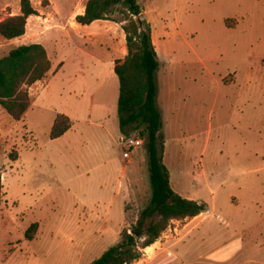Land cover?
I'll use <instances>...</instances> for the list:
<instances>
[{
	"label": "rangeland",
	"instance_id": "1",
	"mask_svg": "<svg viewBox=\"0 0 264 264\" xmlns=\"http://www.w3.org/2000/svg\"><path fill=\"white\" fill-rule=\"evenodd\" d=\"M31 1L38 15L20 40L0 36V59L45 43L68 64L29 89L21 121L0 107V264H91L153 193L145 141L129 149L140 135L119 124L123 24L78 26L88 0ZM139 3L160 63L163 163L175 192L208 211L172 222L133 264H264V0ZM18 14L20 0H0V22ZM59 116L72 127L54 140Z\"/></svg>",
	"mask_w": 264,
	"mask_h": 264
},
{
	"label": "trees",
	"instance_id": "2",
	"mask_svg": "<svg viewBox=\"0 0 264 264\" xmlns=\"http://www.w3.org/2000/svg\"><path fill=\"white\" fill-rule=\"evenodd\" d=\"M120 14L122 21L114 16ZM31 0H20V14L0 22V36L7 41L24 37L28 20L37 16ZM75 21L91 26L99 21L122 23L127 56L115 62L119 80L118 118L124 138L138 132L146 144L152 182V198L120 242L91 264H133L144 251L156 244L174 221L196 218L208 211L205 202L189 200L172 188L170 173L163 163L165 138L162 114L157 106V72L160 67L150 24L143 18L139 0H88L84 13ZM52 68L42 44L21 45L0 59V107L14 120L21 121L31 105L29 89L43 81ZM71 121L59 116L51 138L59 139L71 129ZM17 161L19 156L10 157ZM3 181L0 174V204Z\"/></svg>",
	"mask_w": 264,
	"mask_h": 264
},
{
	"label": "crops",
	"instance_id": "3",
	"mask_svg": "<svg viewBox=\"0 0 264 264\" xmlns=\"http://www.w3.org/2000/svg\"><path fill=\"white\" fill-rule=\"evenodd\" d=\"M84 10H85V8L83 9V11L81 12V13H79V14H77V15H81V14H83L84 13ZM99 22H108V21H99ZM97 23V22H96ZM78 26H80V25H78ZM83 27V26H82ZM85 27H89V26H85ZM80 30L81 29H77V30H75V32H77V33H79L80 32ZM89 30V29H88ZM97 35H96V33L95 32H91V33H89V35H88V37H90V38H95ZM122 36V35H121ZM23 38V37H22ZM122 38H123V41L125 42V35H123L122 36ZM21 39V38H20ZM20 39H17V40H20ZM15 41V40H14ZM28 44H39V43H24L23 45H28ZM44 45V47L46 48V50H47V45L45 44V43H43ZM109 43H104V45H108ZM47 53H48V50H47ZM49 54V53H48ZM83 54V53H82ZM50 55V54H49ZM88 56H89V54H87ZM91 57V56H90ZM50 58H51V56H50ZM51 60H52V58H51ZM52 63V68H51V71H50V73L48 74V75H50V74H52V75H56L57 73H59L60 71H64L65 69H66V64H68V62L65 60V61H57L56 63L55 62H51ZM112 65V70L115 68V63H113V64H111ZM107 73H109V71L107 70L106 71ZM38 83H41L42 84V81H40V82H38ZM38 83H36V84H38ZM45 83H47V82H45ZM43 86H45V85H43ZM31 96V95H30ZM122 137V136H121ZM120 137V138H121ZM1 205V204H0ZM155 245L156 244H154L153 246H152V248H154L155 249ZM146 253V252H145ZM10 262V261H9ZM9 262H7V263H9ZM7 263H5V264H7Z\"/></svg>",
	"mask_w": 264,
	"mask_h": 264
},
{
	"label": "built area",
	"instance_id": "4",
	"mask_svg": "<svg viewBox=\"0 0 264 264\" xmlns=\"http://www.w3.org/2000/svg\"><path fill=\"white\" fill-rule=\"evenodd\" d=\"M122 141H123V139H122ZM142 144H143V139L140 136H138L137 138L129 139L126 142V145L128 146L129 149H136L137 147H139Z\"/></svg>",
	"mask_w": 264,
	"mask_h": 264
}]
</instances>
